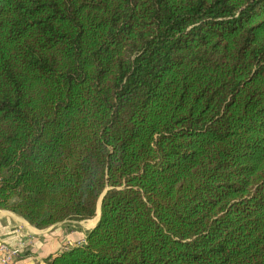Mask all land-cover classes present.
<instances>
[{
	"label": "trees",
	"instance_id": "trees-1",
	"mask_svg": "<svg viewBox=\"0 0 264 264\" xmlns=\"http://www.w3.org/2000/svg\"><path fill=\"white\" fill-rule=\"evenodd\" d=\"M102 196L47 264H264V0H0V208Z\"/></svg>",
	"mask_w": 264,
	"mask_h": 264
},
{
	"label": "crops",
	"instance_id": "crops-1",
	"mask_svg": "<svg viewBox=\"0 0 264 264\" xmlns=\"http://www.w3.org/2000/svg\"><path fill=\"white\" fill-rule=\"evenodd\" d=\"M81 221H64L40 229L22 215L0 208V239L13 246H23L15 264H47L45 258L85 239L91 229Z\"/></svg>",
	"mask_w": 264,
	"mask_h": 264
},
{
	"label": "built area",
	"instance_id": "built-area-1",
	"mask_svg": "<svg viewBox=\"0 0 264 264\" xmlns=\"http://www.w3.org/2000/svg\"><path fill=\"white\" fill-rule=\"evenodd\" d=\"M85 239L78 243H83ZM73 246V245H72ZM67 246L66 248H68ZM23 246H13L6 241L0 239V264H15L20 257Z\"/></svg>",
	"mask_w": 264,
	"mask_h": 264
},
{
	"label": "rangeland",
	"instance_id": "rangeland-1",
	"mask_svg": "<svg viewBox=\"0 0 264 264\" xmlns=\"http://www.w3.org/2000/svg\"><path fill=\"white\" fill-rule=\"evenodd\" d=\"M98 212H99V208H98ZM98 212H97V214H98ZM97 215L94 217V218H92V219H89V220H86L84 223H83V226L85 227V228H92L96 223H97Z\"/></svg>",
	"mask_w": 264,
	"mask_h": 264
},
{
	"label": "water",
	"instance_id": "water-1",
	"mask_svg": "<svg viewBox=\"0 0 264 264\" xmlns=\"http://www.w3.org/2000/svg\"><path fill=\"white\" fill-rule=\"evenodd\" d=\"M102 198H103V196H102L101 199H100L99 212H98V214H97L98 218L100 217V214H101V209H100V207H101V200H102Z\"/></svg>",
	"mask_w": 264,
	"mask_h": 264
}]
</instances>
